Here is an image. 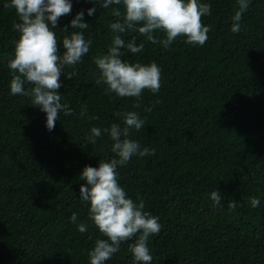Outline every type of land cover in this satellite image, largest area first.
Returning a JSON list of instances; mask_svg holds the SVG:
<instances>
[{"label": "trees", "instance_id": "16d2710c", "mask_svg": "<svg viewBox=\"0 0 264 264\" xmlns=\"http://www.w3.org/2000/svg\"><path fill=\"white\" fill-rule=\"evenodd\" d=\"M71 2V14L54 29L58 42L68 35L61 29L84 11L89 27L75 31L91 38L92 46L82 63L65 67V75L77 73L72 79L60 77L59 94L73 114L61 113L50 132L46 113L30 97L10 94L8 62L19 19L5 7L10 0H0V264H89L88 252L105 237L89 220V205L80 201L79 177L86 166L97 168L114 154L106 133L95 145L86 136L92 127L121 124L114 113L124 111L145 119L144 129L133 130L130 138L155 149V155L133 157L118 168L128 197L143 199L144 210L162 225L149 238L152 264H264V0H250L238 34L230 30L236 0H199L212 9L203 18L211 26L203 47L180 38L165 51L137 33L123 34L126 43L137 35V45L144 44L136 54L122 49L123 61L155 62L162 70L160 91L145 90L139 108L134 98L106 95L107 86L92 76L95 57L107 54L115 35L109 27L118 19L112 8L123 13V6ZM58 48L62 55V44ZM214 189L222 196L220 209L212 206ZM252 197L260 200L257 208ZM230 201L239 204L235 211L227 208ZM80 223L87 232L78 231ZM133 242L122 243L105 264H133Z\"/></svg>", "mask_w": 264, "mask_h": 264}, {"label": "clouds", "instance_id": "9594fccd", "mask_svg": "<svg viewBox=\"0 0 264 264\" xmlns=\"http://www.w3.org/2000/svg\"><path fill=\"white\" fill-rule=\"evenodd\" d=\"M236 2L238 11L232 16L230 29L234 34L240 33L243 14L250 6V0ZM113 5H122L124 12L119 7L112 8L111 14L118 19L109 27L115 35L107 54L95 57L93 63L97 71L92 76L96 84L107 86L106 95L114 93L120 98H134L133 107L139 108L145 90L153 95L160 91L162 70L155 62L145 65L123 61L121 57L125 53L121 50L126 49L132 54L142 52L144 44L137 45L138 36L161 45L165 51L180 38H184L188 45L203 47L211 31V26H205L203 18L211 16V5L199 0H102L100 3V7L105 9ZM5 7L14 9L19 19L13 24L19 39L15 42L14 57L8 62L12 73L10 94L30 97L36 108L46 113V128L51 132L61 113L65 116L73 114L59 94L62 87L60 77L65 75V67L75 68L89 53L91 38L86 39L83 31H75L85 30L89 24L84 22V11L78 12L70 25L61 29L68 35L58 42L54 29L61 17L71 14V0H10ZM94 13L96 6L87 10L88 16ZM69 27L74 31L69 33ZM157 32L163 33L164 37L158 38ZM126 33H137L138 36L132 35L126 43L122 38ZM59 44L64 49L62 55ZM76 74L72 71L65 76L72 79ZM145 111H151V108ZM85 113L86 109L81 115ZM114 115L121 118V124L113 123L104 129L92 127L90 135L86 136L88 142L95 145L97 139L106 133L112 141L113 158L108 162L99 160L97 168L86 166L79 177L84 181L80 186V201L89 205L88 218L105 237L97 239L94 248L88 252L89 264H105L120 251L121 244L128 241H134L128 245L133 264H152L149 238L159 235L162 225L158 216L144 210L143 199L138 198L137 203L128 197L119 183L118 168L127 166L133 157L155 155V149L142 147L139 141L130 138L133 130L139 132L145 126V119H141L136 111L116 112ZM210 199L213 207L222 208V196L218 190L211 191ZM250 204L257 208L260 200L252 197ZM238 206L235 201L227 204L232 211ZM70 220L76 224L78 214L73 212ZM78 231L87 232V225L80 223Z\"/></svg>", "mask_w": 264, "mask_h": 264}]
</instances>
